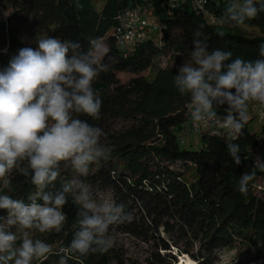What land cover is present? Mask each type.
Returning <instances> with one entry per match:
<instances>
[{"label": "trees", "instance_id": "trees-1", "mask_svg": "<svg viewBox=\"0 0 264 264\" xmlns=\"http://www.w3.org/2000/svg\"><path fill=\"white\" fill-rule=\"evenodd\" d=\"M232 2L209 0L207 11L216 19L211 24L189 2L172 9L167 0H104L103 8L97 10L89 0H0V9L11 12L7 20L0 19V69L20 48H35L41 38L76 41L82 51L89 50L90 39L99 38L107 46L104 62L110 67L93 84L103 101L101 119L83 114L79 118L105 131L102 142L108 155L90 166L87 177L110 190L113 199L133 214L131 222L118 227L148 248L150 264H178L180 258L193 264H219L222 252L240 244H246L264 264V195L258 192L264 170L249 155L264 136V125L256 134L250 129L254 119L248 118L242 134L232 141L241 148L239 165L228 153L226 130L220 127L226 106L215 107L220 122L198 133L201 149H183L177 136L183 127H190V97L177 91L173 77L191 58L195 30L203 26L200 30L208 38L210 52L219 48L231 51L233 59H264L258 49L264 43V11L242 25L225 22L221 17ZM141 8L163 23L161 36L154 34L123 51L114 36L119 16ZM243 27L259 34L248 36ZM167 54L174 56V65L159 69L149 82L147 75L155 61ZM177 164L185 171L175 170ZM60 168L57 190L67 179L63 162ZM191 170L197 177L194 186L186 178ZM245 172L253 174V179L247 193L241 194L237 186ZM31 175V170L28 175L13 170L10 186L0 187V194L27 202L35 191ZM63 211L67 216L63 229L50 235L58 247L40 264H59L63 253H56L67 247L76 230L78 206L71 195ZM0 215L6 213L0 211ZM66 258L67 264H125L124 254L114 246L103 254Z\"/></svg>", "mask_w": 264, "mask_h": 264}, {"label": "clouds", "instance_id": "clouds-1", "mask_svg": "<svg viewBox=\"0 0 264 264\" xmlns=\"http://www.w3.org/2000/svg\"><path fill=\"white\" fill-rule=\"evenodd\" d=\"M259 11H264V0H233L221 19L242 25ZM200 28L193 33L190 60L173 77L174 86L182 96L190 97L188 108L195 127L220 122L215 107L226 106L222 126L227 150L239 165L241 148L232 141L248 122L249 104L264 106V59H233L231 51L219 48L210 52ZM89 43V50L82 51L76 41L41 38L35 48H20L0 69V182L8 188L13 170L25 175L31 170L35 188L27 202L0 194V211L6 213L0 215V264L47 259L53 253L51 245L33 238L29 230L60 232L67 220L63 208L69 195L78 206L76 230L67 247L56 253H63L59 264H67L69 254L106 253L114 244L110 229L133 219L125 205L111 195L98 196L78 178L86 177L90 166L108 155L102 142L105 131L79 118L83 114L101 119L103 101L93 84L110 67L104 62L107 46L99 38ZM258 49L264 57V43ZM25 162L27 167H22ZM61 162L68 163L76 176L63 181L57 190ZM256 163L264 170V158L257 157ZM252 179L253 174L242 173L237 190L246 194Z\"/></svg>", "mask_w": 264, "mask_h": 264}, {"label": "rangeland", "instance_id": "rangeland-1", "mask_svg": "<svg viewBox=\"0 0 264 264\" xmlns=\"http://www.w3.org/2000/svg\"><path fill=\"white\" fill-rule=\"evenodd\" d=\"M91 3L95 6L97 10H101L104 6V0H89ZM146 8H141L143 11ZM143 13H146L143 11ZM11 15L10 11L2 10L0 9V19L1 20H7L9 16ZM148 17L156 19L157 22H159V18L155 17L152 14H147ZM242 30L248 35V36H256L259 34V31L256 29H251L248 27H243ZM122 50V49H121ZM123 51H125L123 49ZM174 65V56L171 54H167L155 61V64L151 68L149 74L147 75V80L149 82H153L156 79V76L159 72V69H165L167 67ZM248 118L254 119L251 123V131L258 134L261 129V124L256 119V110L255 105L249 104L248 106ZM178 140L181 143V147L185 150H199L202 148V144L200 141V135L198 133H195L192 131V129L189 127V125L183 127L182 131L177 132ZM64 164V172H65V178L66 180L72 179L76 174L72 171L70 165L66 162H63ZM175 170H181L185 171L183 165L177 164L174 165ZM186 178L188 179L189 183L194 186L197 182V177L195 175V171L191 170L187 173L186 171ZM88 176V175H87ZM78 177L79 179L83 180L85 183H88L92 186L94 192L98 196H104V195H111L113 198L112 192L107 189H103L99 185L94 184L93 182L89 181L88 177ZM258 185L261 187V194L264 195V181H260ZM3 184L0 182V187H2ZM12 231H17L16 228H13ZM30 235L33 236V238H39L44 240L46 243H49L53 249V251H56L57 247L56 245L51 243L52 237L50 236L52 232L48 233H39L35 230H29ZM112 232L113 238H114V244L113 246L120 250L124 254L125 258V264H150L148 262V256L149 251L148 248L143 245L141 242L129 237L128 235L123 234L119 227H115L114 229H110ZM219 264H260L262 261L258 260L255 256L254 251H252L246 244H240L237 246L236 249L231 251H224L219 256ZM183 258L179 259V263H182ZM184 260V259H183ZM186 264H193V262L189 260H184ZM41 261H33V264H40Z\"/></svg>", "mask_w": 264, "mask_h": 264}, {"label": "built area", "instance_id": "built-area-1", "mask_svg": "<svg viewBox=\"0 0 264 264\" xmlns=\"http://www.w3.org/2000/svg\"><path fill=\"white\" fill-rule=\"evenodd\" d=\"M187 2L191 3L197 11L205 14L211 24L216 23V19L207 11L209 0H167L168 6L172 9ZM163 28V23L160 21L157 22L156 19L148 17V15L143 13L141 9L127 10L119 16V25L114 32V36L118 47L122 50L124 49L125 51H129L133 47L150 40L154 34L161 36ZM251 104L255 105L256 118L258 122L264 125V106L258 103ZM189 114L191 118L190 110ZM214 124L215 123L210 126L201 125L199 127H195L191 119L190 128L195 133H201L207 131ZM220 127L224 129L222 123L220 124ZM262 152H264V136L261 138L256 147L249 150V155L259 170H261V168L258 167L256 158H263L261 154Z\"/></svg>", "mask_w": 264, "mask_h": 264}, {"label": "bare ground", "instance_id": "bare-ground-1", "mask_svg": "<svg viewBox=\"0 0 264 264\" xmlns=\"http://www.w3.org/2000/svg\"><path fill=\"white\" fill-rule=\"evenodd\" d=\"M181 261H182V263H181V264H186V263H185V261H184L183 259H182Z\"/></svg>", "mask_w": 264, "mask_h": 264}, {"label": "crops", "instance_id": "crops-1", "mask_svg": "<svg viewBox=\"0 0 264 264\" xmlns=\"http://www.w3.org/2000/svg\"><path fill=\"white\" fill-rule=\"evenodd\" d=\"M261 154H262V156H263V158H264V152H262Z\"/></svg>", "mask_w": 264, "mask_h": 264}]
</instances>
